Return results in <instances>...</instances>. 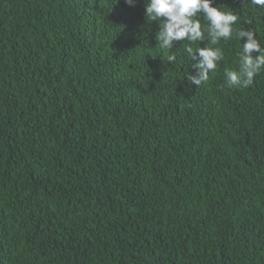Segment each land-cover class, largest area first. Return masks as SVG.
Listing matches in <instances>:
<instances>
[{
	"label": "trees",
	"instance_id": "1",
	"mask_svg": "<svg viewBox=\"0 0 264 264\" xmlns=\"http://www.w3.org/2000/svg\"><path fill=\"white\" fill-rule=\"evenodd\" d=\"M145 2L0 0V264H264V69L229 87L235 32L162 49Z\"/></svg>",
	"mask_w": 264,
	"mask_h": 264
},
{
	"label": "clouds",
	"instance_id": "2",
	"mask_svg": "<svg viewBox=\"0 0 264 264\" xmlns=\"http://www.w3.org/2000/svg\"><path fill=\"white\" fill-rule=\"evenodd\" d=\"M119 3V0H116ZM258 7H264V0H249ZM129 6H134L135 0H125ZM203 16L206 27L202 29L197 18ZM145 17L158 25V46L162 49H172L174 42L203 41L207 33L211 44L216 45L221 39L227 41L235 32L236 38L241 41V51L238 54V68H226L224 75L229 87H248L252 85L256 75L264 69V46L261 45L252 30L243 28L236 30L233 25L238 20L233 11L221 10L214 6V0H146ZM243 41V42H242ZM185 51L191 58V68L195 74L187 75L191 84L199 87L208 79L209 73L215 71L224 54L219 47L200 46L193 50L189 45ZM168 61L175 60L174 55L168 56Z\"/></svg>",
	"mask_w": 264,
	"mask_h": 264
}]
</instances>
